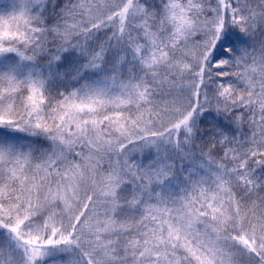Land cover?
I'll use <instances>...</instances> for the list:
<instances>
[{"label": "snow or ice", "instance_id": "6c2138e0", "mask_svg": "<svg viewBox=\"0 0 264 264\" xmlns=\"http://www.w3.org/2000/svg\"><path fill=\"white\" fill-rule=\"evenodd\" d=\"M0 264H264V0L0 10Z\"/></svg>", "mask_w": 264, "mask_h": 264}, {"label": "rangeland", "instance_id": "374dc122", "mask_svg": "<svg viewBox=\"0 0 264 264\" xmlns=\"http://www.w3.org/2000/svg\"><path fill=\"white\" fill-rule=\"evenodd\" d=\"M11 0H0V10H3L4 7L10 5Z\"/></svg>", "mask_w": 264, "mask_h": 264}]
</instances>
